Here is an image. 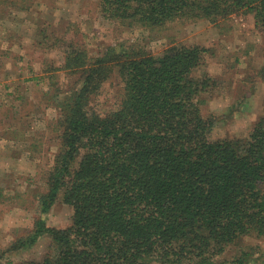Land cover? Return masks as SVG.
<instances>
[{"label":"trees","instance_id":"1","mask_svg":"<svg viewBox=\"0 0 264 264\" xmlns=\"http://www.w3.org/2000/svg\"><path fill=\"white\" fill-rule=\"evenodd\" d=\"M99 1L102 16L129 27L199 18L220 25L250 14L264 32V0ZM206 50L180 42L153 55L121 42L92 53L66 44L61 68L77 81L47 90L58 145L38 194L41 214L8 248L42 237L49 244L40 260L22 264H251L263 257L264 113L244 136H211L214 119L200 106L218 80L192 74ZM113 72L122 94L115 109L100 113L90 102ZM56 203L70 206L67 225L47 223ZM245 238L263 247L222 255Z\"/></svg>","mask_w":264,"mask_h":264},{"label":"rangeland","instance_id":"2","mask_svg":"<svg viewBox=\"0 0 264 264\" xmlns=\"http://www.w3.org/2000/svg\"><path fill=\"white\" fill-rule=\"evenodd\" d=\"M18 2L25 8L0 2V264L40 260L48 248V237H42L29 247L9 250L41 214L38 194L58 145L52 129L57 114L47 90L50 84L67 88L77 81V74L61 68L68 42L83 43L92 53L123 42L153 55L173 43L202 45L207 50L192 74L218 80L202 94L200 106L214 119L211 136H244L264 113V32L250 14L232 15L220 25L179 19L149 30L102 16L99 0ZM121 94V78L113 72L90 106L108 112L118 106ZM45 217L49 224L67 225L71 208L56 203ZM240 246L257 251L263 242L245 238L222 255L231 258ZM261 253L251 264H264Z\"/></svg>","mask_w":264,"mask_h":264}]
</instances>
